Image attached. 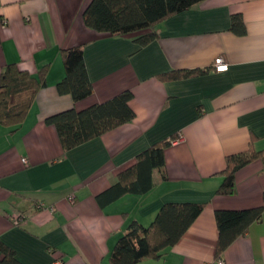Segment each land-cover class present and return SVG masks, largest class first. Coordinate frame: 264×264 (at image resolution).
<instances>
[{"label": "crops", "instance_id": "obj_1", "mask_svg": "<svg viewBox=\"0 0 264 264\" xmlns=\"http://www.w3.org/2000/svg\"><path fill=\"white\" fill-rule=\"evenodd\" d=\"M90 1L0 0V75L15 64L35 78L43 70L46 82L18 129L0 125V241L21 264H111L132 222L146 227L166 203H196L203 208L181 239L160 258L137 264H215L214 212L262 204L264 157L235 173L232 195L217 189L227 156L249 148L264 152V0H204L124 36L84 25ZM233 15L242 19V35L230 30ZM148 32L154 39L139 45L135 39ZM74 47L83 51L92 85L91 95L78 102L56 89L64 77L61 52ZM217 57L225 72H214ZM175 70L201 72L161 77ZM124 91L132 94L134 118L68 151L45 123ZM176 139L164 150L163 168L152 171L147 193L98 205L96 197L139 153ZM15 214L22 216L17 226ZM220 258L264 264V212Z\"/></svg>", "mask_w": 264, "mask_h": 264}, {"label": "trees", "instance_id": "obj_2", "mask_svg": "<svg viewBox=\"0 0 264 264\" xmlns=\"http://www.w3.org/2000/svg\"><path fill=\"white\" fill-rule=\"evenodd\" d=\"M204 0H91L83 11L84 25L97 33L111 36H124L147 31L169 16L189 10ZM230 30L242 35L244 27L239 15L231 17ZM155 37L154 32L138 36L135 41L145 45ZM64 77L57 83L59 94L70 95L74 102L85 99L92 93L88 79L83 51L80 47L61 52ZM198 70H179L163 74V79H178L199 74ZM40 71L38 77L19 70L15 64H7L0 75V125L15 131L22 124L36 93L46 86ZM130 91L100 104L89 106L81 111L69 109L45 119L57 133L64 151H68L91 139L101 136L134 118L129 106ZM170 140L159 142L139 153L133 165L117 175V181L105 192L96 197L103 208L120 197L142 195L152 188V171L164 166V150ZM263 151L252 148L229 155L225 158L222 181L217 189L220 195L235 192V173L249 163L260 159ZM203 204L166 203L157 211L148 226L132 222L126 233L115 244L111 254V264H137L143 259H156L163 256L184 235L200 214ZM264 212V191L262 204L244 210H216L215 224L218 232L216 258L237 238L244 236L249 227L259 223ZM0 264H21L14 252L0 241Z\"/></svg>", "mask_w": 264, "mask_h": 264}, {"label": "built area", "instance_id": "obj_3", "mask_svg": "<svg viewBox=\"0 0 264 264\" xmlns=\"http://www.w3.org/2000/svg\"><path fill=\"white\" fill-rule=\"evenodd\" d=\"M228 66L227 64L224 62V60L221 58V57H217L213 60V69H214V72H217V73H221V72H225L227 70ZM179 139H176L174 141H170V143H175L177 142ZM22 163L23 164H26L27 161L25 160V158H22L21 159ZM68 200L70 202L73 201V197L70 196L68 197ZM22 222V216L19 215V214H15L13 217H12V223L14 225H19L20 223ZM59 261L56 262V264H58ZM223 260L219 257V258H216V261H215V264H223Z\"/></svg>", "mask_w": 264, "mask_h": 264}]
</instances>
